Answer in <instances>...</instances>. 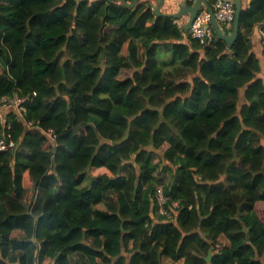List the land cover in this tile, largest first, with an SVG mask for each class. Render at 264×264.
I'll return each mask as SVG.
<instances>
[{"label": "trees", "instance_id": "16d2710c", "mask_svg": "<svg viewBox=\"0 0 264 264\" xmlns=\"http://www.w3.org/2000/svg\"><path fill=\"white\" fill-rule=\"evenodd\" d=\"M134 1L0 0V98L58 137L0 154V264H264V0L232 47Z\"/></svg>", "mask_w": 264, "mask_h": 264}, {"label": "built area", "instance_id": "2783aa9c", "mask_svg": "<svg viewBox=\"0 0 264 264\" xmlns=\"http://www.w3.org/2000/svg\"><path fill=\"white\" fill-rule=\"evenodd\" d=\"M212 9L219 23H232L235 21L236 8L232 2L216 0L212 5ZM210 23V13L207 9L201 10L193 22L190 37L198 41L201 45L212 42L213 29ZM177 25L179 30L184 33L183 26L178 23ZM36 96V92L32 93V95L24 96H21L19 93H14L0 98V154L13 152L18 148L16 142L12 139L15 124H22L26 130H38L54 147H57L58 137L52 129L45 130L29 122L26 118L28 107L33 103ZM156 199L160 204L159 212L166 217L167 222L176 221L178 218L179 203L175 202L168 210L164 209L163 205L166 203V198L162 187H158Z\"/></svg>", "mask_w": 264, "mask_h": 264}, {"label": "water", "instance_id": "95a60500", "mask_svg": "<svg viewBox=\"0 0 264 264\" xmlns=\"http://www.w3.org/2000/svg\"><path fill=\"white\" fill-rule=\"evenodd\" d=\"M138 0H135L134 3L131 6H134L137 3ZM149 1V0H147ZM150 1H156V5H151L154 9L155 16L157 18L159 17H166L171 18L174 20H180L183 17H188L189 20L187 24L185 25V31L187 34L191 35L192 33V26L195 18L198 16V14L201 12L202 7L204 6L207 11L211 15V23L210 26L213 28L217 36L226 42L229 47H232L233 44L237 41L239 37L240 32V19H241V12H242V6H243V0H223L225 2H234L235 8H236V15H235V21L233 24V31L231 33H225L224 29L219 25V21L214 16L213 9L211 5L207 2V0H195L193 6H188L187 1L184 0L181 5V10L177 14H168V13H162V8L165 4V0H150ZM249 4H252V0H248ZM19 148H17L14 152L17 153ZM33 242L35 240L33 239ZM212 252V250H211ZM211 259V253L209 255L208 260Z\"/></svg>", "mask_w": 264, "mask_h": 264}, {"label": "crops", "instance_id": "0c3cea01", "mask_svg": "<svg viewBox=\"0 0 264 264\" xmlns=\"http://www.w3.org/2000/svg\"><path fill=\"white\" fill-rule=\"evenodd\" d=\"M183 1L184 0H165V4H164V6L162 8V13L177 14L181 10V5H182ZM150 2H151V5H156L157 4L156 1H150ZM207 2L209 3L208 0H207ZM232 3L235 5L234 2H232ZM209 4L212 7L213 4H211V3H209ZM250 6L251 5L249 4L248 0H243L242 10L248 9ZM203 9H206V8L203 6L202 10ZM188 20H189L188 17H183L180 20H178L177 23L179 25L183 26V29H184L185 25L188 22ZM233 24H234V22H232V23H219V25L224 29L226 34L228 33L229 30H231V29L233 30ZM185 34L189 35V34H187L186 31H185ZM216 39H220V38L217 36L215 31L213 30L212 42L216 41ZM212 42H208V43H212ZM204 45H206V44H204ZM251 46H252L253 53H255V55L259 59L260 58L264 59V55H263V51H264V25L263 24L256 26L255 29L253 30V35L251 37ZM169 57H170V55H169Z\"/></svg>", "mask_w": 264, "mask_h": 264}, {"label": "rangeland", "instance_id": "374dc122", "mask_svg": "<svg viewBox=\"0 0 264 264\" xmlns=\"http://www.w3.org/2000/svg\"><path fill=\"white\" fill-rule=\"evenodd\" d=\"M169 14V13H168ZM163 60V59H162ZM167 178V177H166ZM168 179H170V177H168L166 179V183L168 181ZM72 264H86V259L83 257V256H75V257H72V261H71Z\"/></svg>", "mask_w": 264, "mask_h": 264}]
</instances>
